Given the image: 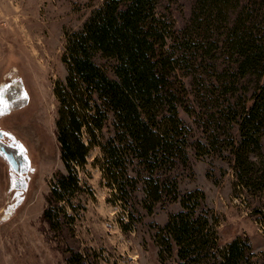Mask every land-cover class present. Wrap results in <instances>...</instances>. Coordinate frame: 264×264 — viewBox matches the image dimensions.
<instances>
[{
  "label": "trees",
  "instance_id": "trees-1",
  "mask_svg": "<svg viewBox=\"0 0 264 264\" xmlns=\"http://www.w3.org/2000/svg\"><path fill=\"white\" fill-rule=\"evenodd\" d=\"M161 4L104 0L82 31L68 36V75L55 89L64 171L53 175L43 220L52 230L62 226L68 217L62 203L85 191L78 168L98 146L106 185L130 220L138 214L139 194L148 214L180 203L182 210L157 232L161 256L175 254L177 264H258L246 239L221 247L209 213L198 212L204 193L181 195L174 173L189 164L190 133L180 109L192 113V92L211 112L215 131L237 127L239 140L229 135L226 143L238 180L264 188V0H197L179 31ZM97 55L111 61L110 70L97 64ZM209 139L212 147L220 143L212 133Z\"/></svg>",
  "mask_w": 264,
  "mask_h": 264
},
{
  "label": "rangeland",
  "instance_id": "rangeland-1",
  "mask_svg": "<svg viewBox=\"0 0 264 264\" xmlns=\"http://www.w3.org/2000/svg\"><path fill=\"white\" fill-rule=\"evenodd\" d=\"M196 1L162 0L160 10L170 8L179 31L189 23ZM103 4L104 0H0V81L15 72L29 96L25 107L0 121V128L16 138L17 151L22 146L27 162L13 172L0 153V264H177L175 254L160 255L156 235L171 214L182 210L180 203L158 205L148 214L139 204V194L138 214L130 220L106 185L98 146L90 148L86 165L78 168L85 191L62 203L68 215L62 226L52 230L42 217L53 175L64 171L56 136L60 105L55 89L68 75L63 62L67 39L82 31ZM95 60L110 70L111 61L100 55ZM186 82L191 91L190 80ZM189 101L192 113L180 109L190 133L189 164L174 173L180 193L203 192L205 201L198 212L209 213L221 247L241 237L251 244L258 264H264V188H246L237 178L226 143L229 135L239 140L237 127L228 130L221 125L215 131L208 108L192 92ZM110 130L104 129L105 138ZM211 133L220 142L215 147ZM84 138L87 142L86 134ZM262 143L264 151V137ZM10 209L11 217L1 221Z\"/></svg>",
  "mask_w": 264,
  "mask_h": 264
},
{
  "label": "flooded vegetation",
  "instance_id": "flooded-vegetation-1",
  "mask_svg": "<svg viewBox=\"0 0 264 264\" xmlns=\"http://www.w3.org/2000/svg\"><path fill=\"white\" fill-rule=\"evenodd\" d=\"M0 90H2V97L0 98L3 99L8 109L5 115L0 116V121L7 120L16 111L28 104L29 96L25 91L23 83L15 75V72L4 76V79L0 81ZM0 153L6 159L13 172L24 169L27 164L21 152L17 151L16 138L10 131L3 128H0ZM16 180V184L19 187L21 180L19 178ZM10 212H13L12 209H10Z\"/></svg>",
  "mask_w": 264,
  "mask_h": 264
},
{
  "label": "snow or ice",
  "instance_id": "snow-or-ice-1",
  "mask_svg": "<svg viewBox=\"0 0 264 264\" xmlns=\"http://www.w3.org/2000/svg\"><path fill=\"white\" fill-rule=\"evenodd\" d=\"M0 97H2V90H0ZM7 105L3 101L2 98H0V116L5 115L7 113ZM21 152L23 153V148L22 146L20 147Z\"/></svg>",
  "mask_w": 264,
  "mask_h": 264
},
{
  "label": "water",
  "instance_id": "water-1",
  "mask_svg": "<svg viewBox=\"0 0 264 264\" xmlns=\"http://www.w3.org/2000/svg\"><path fill=\"white\" fill-rule=\"evenodd\" d=\"M12 214H13V212H10V213H8V214H5V215L1 218V221H6V220H8V219L11 217Z\"/></svg>",
  "mask_w": 264,
  "mask_h": 264
}]
</instances>
